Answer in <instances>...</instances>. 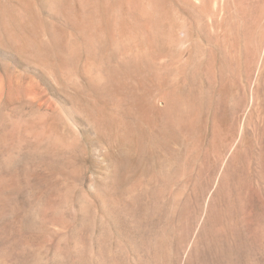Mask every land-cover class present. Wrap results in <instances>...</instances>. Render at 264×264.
<instances>
[{"label": "rangeland", "instance_id": "obj_1", "mask_svg": "<svg viewBox=\"0 0 264 264\" xmlns=\"http://www.w3.org/2000/svg\"><path fill=\"white\" fill-rule=\"evenodd\" d=\"M107 1L86 44L64 0L21 27L0 0V264H201L226 170L246 200L218 264H264V0Z\"/></svg>", "mask_w": 264, "mask_h": 264}, {"label": "bare ground", "instance_id": "obj_2", "mask_svg": "<svg viewBox=\"0 0 264 264\" xmlns=\"http://www.w3.org/2000/svg\"><path fill=\"white\" fill-rule=\"evenodd\" d=\"M14 2V4L16 5L15 6V13L14 15L11 14L10 12V21L12 23H15L18 25V22L19 20H21L20 17H22L21 15H33L34 11V6H33V0H12ZM35 1V0H34ZM60 1V0H58ZM66 0H64V3L57 6L58 9L60 10V13H61V19L64 21V23H66L71 29H73L79 36L80 38L82 39V41L86 42V44L88 42H92L96 37V33H98L97 30H99L100 28L97 27V25L99 26L100 22L98 23L97 21V4H96V1L97 0H83L82 3V8L83 10H81L79 13L77 12H74V8H73V5H68L65 3ZM71 1V0H70ZM73 1V0H72ZM78 1V0H77ZM117 1V0H116ZM115 1V2H116ZM119 1V0H118ZM126 4L127 2L125 0H123ZM132 2H134L133 0H131ZM131 1H129L131 3ZM152 1V0H151ZM48 2V0H47ZM56 2V1H55ZM76 2V1H75ZM111 2V1H110ZM109 0L107 1V3L105 4V6H107L106 8L107 9H110V3ZM128 2V3H129ZM137 2V1H136ZM147 2V1H146ZM150 2V1H149ZM52 3V2H51ZM79 3V2H78ZM117 3V2H116ZM140 3V2H139ZM144 3V2H143ZM155 3V1H154ZM47 4H50V1L49 3ZM57 4V3H55ZM123 4V3H122ZM125 6L127 7L128 5ZM138 4V2H137ZM142 4V3H141ZM159 4V3H158ZM76 5V4H75ZM130 5V4H129ZM154 4H152V7H153ZM105 6H103L104 10H105ZM133 6V5H132ZM139 6V5H138ZM81 7V6H80ZM119 7V6H118ZM125 7V8H126ZM131 7V6H130ZM135 7V6H134ZM133 7V9L135 10V8ZM112 8V7H111ZM115 8V7H114ZM138 8V7H137ZM136 8V9H137ZM143 8V7H141ZM150 8V7H149ZM157 9V7H155ZM106 9V10H107ZM117 9V8H116ZM122 8H120L121 10ZM127 9V8H126ZM130 9V8H129ZM145 9V8H144ZM143 9V10H144ZM148 9V8H147ZM153 8H151L152 10ZM105 10V11H106ZM133 10V11H134ZM113 11V10H112ZM110 11V12H112ZM117 11V10H116ZM131 11V10H130ZM140 12L142 11L139 10ZM156 11V10H155ZM109 12V11H108ZM115 12V11H114ZM122 12V11H121ZM104 13V12H103ZM120 13V12H118ZM136 13V12H135ZM153 13V11H152ZM151 13V14H152ZM7 14V12H6ZM5 11L4 9L1 8L0 6V23H5ZM8 14H9V11H8ZM35 14V13H34ZM125 14V13H124ZM130 14V13H129ZM97 15V16H96ZM131 15V14H130ZM25 17V16H24ZM28 17V16H27ZM34 16L30 17V18H33ZM140 17V16H139ZM111 18V17H110ZM119 18V17H118ZM146 17L144 16V19ZM112 19V18H111ZM120 19V18H119ZM143 19V18H142ZM6 20H7V17H6ZM30 20V19H29ZM35 20V19H34ZM104 20V19H103ZM122 20V19H121ZM120 20V21H121ZM124 20V19H123ZM126 20V19H125ZM119 21V20H118ZM127 21V20H126ZM148 21V19H147ZM10 22V23H11ZM106 22V21H105ZM104 22V23H105ZM125 22V21H124ZM152 22V21H151ZM9 23V22H8ZM9 23V24H10ZM24 23V22H23ZM103 23V22H101ZM122 23V22H121ZM130 23V22H129ZM133 23V22H132ZM22 24V23H21ZM108 24V23H107ZM136 24V23H135ZM141 24V23H140ZM143 24V23H142ZM149 24V23H148ZM151 24V23H150ZM150 24H149V27H150ZM160 24V23H159ZM2 25V24H1ZM0 25V26H1ZM28 25V24H27ZM122 25V24H121ZM128 25V24H127ZM147 25V24H146ZM152 25V24H151ZM161 25V24H160ZM165 25V24H163ZM10 26V25H9ZM20 25H18L19 27ZM33 26V25H32ZM36 26V25H35ZM125 27V23L123 25ZM134 26V25H133ZM139 26V25H138ZM21 27V26H20ZM23 27V26H22ZM37 27V26H36ZM96 27H97V30H96ZM101 27V26H100ZM122 27V28H124ZM3 28V27H1ZM11 28V26H10ZM14 28V27H13ZM28 28V27H27ZM51 28V27H50ZM105 28V27H104ZM132 28V27H131ZM130 28V29H131ZM147 28V27H146ZM145 28V29H146ZM151 28V27H150ZM125 29V28H124ZM144 29V27H143ZM142 29V31H143ZM8 30V29H7ZM12 30V28H11ZM28 30V29H26ZM34 30V29H32ZM37 30V29H35ZM51 30V29H50ZM129 30V29H128ZM127 30V31H128ZM150 31V29H148ZM13 31V30H12ZM20 31V30H19ZM63 31V30H62ZM100 31V30H99ZM125 31V30H124ZM125 31V32H127ZM136 31V30H135ZM149 31H146V32H149ZM154 30H152L153 32ZM160 31V30H159ZM21 32V31H20ZM28 32V31H27ZM36 32V31H35ZM129 32V31H128ZM137 32V31H136ZM139 32V31H138ZM137 32V33H138ZM161 32V31H160ZM17 33V32H16ZM22 33V32H21ZM33 33V32H32ZM118 33V32H117ZM117 33H112L111 34V39L116 37ZM133 33V31H132ZM140 34L142 32H139ZM138 33V34H139ZM151 33V32H150ZM13 34V32H12ZM20 34V33H19ZM30 34V33H29ZM70 34V33H69ZM129 34V33H127ZM147 34V33H146ZM145 34V35H146ZM149 34V33H148ZM156 34V33H155ZM23 35V34H22ZM132 35V34H131ZM16 36V35H15ZM18 36V35H17ZM26 32H25V38H26ZM30 36V35H29ZM106 36V34H105ZM104 36V37H105ZM135 36V35H134ZM153 36V35H152ZM161 36V35H160ZM24 37V36H23ZM99 37V36H98ZM133 37V36H132ZM100 38V37H99ZM135 38V37H134ZM134 38H131L129 40L131 41H135V40H132ZM142 38V36H141ZM158 38V37H157ZM17 39H20V38H17ZM147 39V38H146ZM139 40V39H138ZM148 40L149 37H148ZM156 40V39H155ZM15 41V40H14ZM55 41V40H54ZM98 42V40H95ZM126 41V39H125ZM56 42V41H55ZM94 42V41H93ZM124 42V41H123ZM127 42V41H126ZM24 44L26 42H23ZM114 43V42H112ZM129 43V42H128ZM50 44V42H49ZM54 44V43H53ZM90 44V43H89ZM95 44V43H93ZM98 44V43H97ZM134 44V43H132ZM146 44H147V41H146ZM45 45V44H44ZM43 45V46H44ZM56 45V44H55ZM92 45V44H91ZM75 44L74 43H64L63 45H61L60 47V50H59V55L61 57L62 60H67V58L69 56H73V52L75 51ZM96 46V44H95ZM47 47V46H46ZM100 47V46H99ZM152 50V49H151ZM151 50H148V51H151ZM154 50V49H153ZM49 52V51H48ZM153 52V51H152ZM53 55V54H52ZM53 57V56H51ZM48 60V59H47ZM48 63V62H47ZM62 64V63H61ZM64 64V63H63ZM64 67V66H63ZM98 77H99V74H98ZM110 77V76H109ZM106 78V76H105ZM104 78V79H105ZM98 79V78H97ZM108 80V79H107ZM106 80V81H107ZM104 81V82H106ZM116 82V81H115ZM114 83V82H113ZM106 84H108L106 82ZM115 84H118V83H115ZM120 85V83L118 84ZM122 85V84H121ZM18 86V85H17ZM114 87V86H113ZM122 87V86H121ZM119 88V87H118ZM113 89V88H112ZM106 90V89H105ZM111 90V89H110ZM12 91V90H11ZM113 93V92H112ZM13 94V93H12ZM141 99V98H140ZM137 101V100H136ZM141 101V100H140ZM121 102V101H120ZM139 102V101H138ZM119 104V102H118ZM117 104V105H118ZM144 104V103H143ZM114 106V105H112ZM143 106V105H142ZM129 107V105H128ZM103 108V107H102ZM142 108V107H141ZM101 110V108H99ZM99 111V110H97ZM115 111V110H114ZM141 111V110H140ZM145 111V110H144ZM127 112V111H125ZM147 112V111H146ZM146 114V113H145ZM120 115V114H119ZM140 115V114H139ZM115 116V115H114ZM143 116V115H142ZM146 116V115H145ZM121 117V115H120ZM123 118V117H122ZM168 137V136H167ZM254 161V160H253ZM254 163V162H253ZM249 169V167L247 168ZM251 169V168H250ZM229 170V169H228ZM243 170V169H242ZM252 170V169H251ZM249 171V170H248ZM258 172V171H257ZM246 173V171H245ZM248 174V173H247ZM245 174V175H247ZM251 174V172H250ZM249 174V175H250ZM251 176V175H250ZM231 177L232 181H230L229 183L227 182L228 178ZM249 177V176H248ZM247 178V177H246ZM251 178V177H250ZM245 179V178H244ZM246 180V179H245ZM244 180V181H245ZM248 180V179H247ZM250 180V179H249ZM252 180V178H251ZM250 180V181H251ZM249 182V181H248ZM240 183V182H239ZM238 183V184H239ZM244 185V184H243ZM249 184H245L243 187H244V190L247 191L248 190V186ZM239 186V185H238ZM250 189V188H249ZM238 190V189H237ZM240 190V189H239ZM249 191V190H248ZM240 193V192H239ZM242 193V191H241ZM246 195V194H245ZM243 194V197L238 194L234 195V176H229V173L228 171L226 170L225 173H223L218 185H217V189H216V192L214 193V196L211 198L210 202L208 203L207 205V208H206V219H205V224L203 225L204 228L203 230L201 231L202 233V237H205L204 234L207 236H210L212 237L210 241H208L206 248L205 250L203 251V254H204V259H203V262L201 264H218L220 263V261L224 260L225 257L227 259V255H229V257L231 256V252L234 251V231H235V234L239 231H237L236 229V226L239 224H237L238 222L234 223V213L236 214L238 211H243V207L245 206L244 204H240L239 205V201H240V198H243L244 199V196ZM246 200V199H244ZM201 204V203H200ZM196 208V207H195ZM245 208V207H244ZM205 211V210H204ZM184 212H186V210H184ZM190 213V212H189ZM239 214V213H238ZM238 214H236L238 216ZM195 216V214H194ZM188 217V216H187ZM191 219V218H190ZM197 219V217H196ZM243 219V218H242ZM192 220V219H191ZM238 220V219H237ZM236 220V221H237ZM194 221V220H193ZM191 222V221H190ZM241 222V220H240ZM237 224V225H236ZM210 232V233H208ZM201 236V235H200ZM199 241V240H198ZM204 241V240H203ZM202 241V243H203ZM196 246V245H194ZM195 248V247H194ZM196 249V248H195ZM194 249V250H195ZM200 249V248H199ZM193 252V251H192ZM197 252V251H196ZM194 253V252H193ZM227 253H231V254H227ZM191 254V253H190ZM202 254V255H203ZM193 255V254H192ZM201 255V257H202ZM200 256V255H198ZM200 258V257H199ZM228 259H231L228 258ZM201 260V259H200ZM199 260V261H200Z\"/></svg>", "mask_w": 264, "mask_h": 264}]
</instances>
